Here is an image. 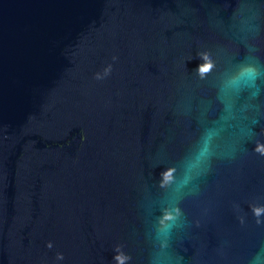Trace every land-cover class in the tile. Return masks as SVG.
Returning <instances> with one entry per match:
<instances>
[{"label":"water","instance_id":"obj_1","mask_svg":"<svg viewBox=\"0 0 264 264\" xmlns=\"http://www.w3.org/2000/svg\"><path fill=\"white\" fill-rule=\"evenodd\" d=\"M257 145L264 0H0V264H264Z\"/></svg>","mask_w":264,"mask_h":264},{"label":"clouds","instance_id":"obj_2","mask_svg":"<svg viewBox=\"0 0 264 264\" xmlns=\"http://www.w3.org/2000/svg\"><path fill=\"white\" fill-rule=\"evenodd\" d=\"M207 71H211V68H208V70ZM97 79H100L98 76L96 77ZM255 151H260L261 152V154H264V148H262L260 145H257V147L254 149ZM163 181H162V183L163 182H168V181H170V179H171V172H167V173H164L163 174ZM257 214H259V213H257Z\"/></svg>","mask_w":264,"mask_h":264},{"label":"snow or ice","instance_id":"obj_3","mask_svg":"<svg viewBox=\"0 0 264 264\" xmlns=\"http://www.w3.org/2000/svg\"><path fill=\"white\" fill-rule=\"evenodd\" d=\"M207 70H208V66H206V67L203 69V71H205V72H206Z\"/></svg>","mask_w":264,"mask_h":264}]
</instances>
